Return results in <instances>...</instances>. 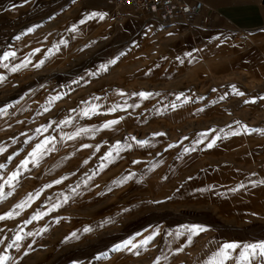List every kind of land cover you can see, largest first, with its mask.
<instances>
[{"label":"rangeland","instance_id":"1","mask_svg":"<svg viewBox=\"0 0 264 264\" xmlns=\"http://www.w3.org/2000/svg\"><path fill=\"white\" fill-rule=\"evenodd\" d=\"M113 9L111 0H0V56L15 52L0 61V216L14 213L0 220V255L9 257L7 264H156L159 247L140 244L153 232L135 231L156 216L122 210L102 219L96 211L100 203L90 200L97 188L90 177L98 153L92 130L102 124L95 118L101 115L97 97L121 82L139 86L151 79V67L161 81L167 63L174 77L192 75L200 109L208 106L233 122L242 120L236 131L245 134L251 152L264 142V44L256 47V34L200 16L189 24L157 26L151 14L130 8L124 9V20H116ZM91 12L106 15L81 24ZM119 22L129 24L124 36ZM14 65L23 66L13 72ZM92 105L99 107L85 116ZM78 129L88 131L69 139ZM46 137L55 139L33 158V148ZM14 172L16 179L8 183ZM29 194L27 205L17 208ZM129 239L137 248L113 251Z\"/></svg>","mask_w":264,"mask_h":264},{"label":"crops","instance_id":"2","mask_svg":"<svg viewBox=\"0 0 264 264\" xmlns=\"http://www.w3.org/2000/svg\"><path fill=\"white\" fill-rule=\"evenodd\" d=\"M199 1L210 22L219 19L231 31L254 33L256 47L264 44V0ZM126 27L128 23H118L123 36ZM156 31L157 43L161 32ZM156 70L149 68L151 79L139 86L121 82L97 97L101 115L95 118L102 124L95 130L98 153L90 177L95 176L97 188L90 200L100 203L98 216L106 219L122 210L156 216L135 230L153 232L150 241L159 247L155 262L160 257L159 262L209 264L225 243L264 240V142L251 152L245 134L236 131L242 120L233 122L208 106L200 109L195 77H174L167 63L161 81ZM108 120L118 123L103 128ZM138 140L148 143L141 146ZM117 142L119 149L113 151ZM109 152L112 156L106 158ZM193 224L206 230L189 243L183 226ZM214 242L220 245L209 250ZM238 253L226 264H237ZM254 264L261 262L257 258Z\"/></svg>","mask_w":264,"mask_h":264},{"label":"snow or ice","instance_id":"3","mask_svg":"<svg viewBox=\"0 0 264 264\" xmlns=\"http://www.w3.org/2000/svg\"><path fill=\"white\" fill-rule=\"evenodd\" d=\"M105 15H106V13H103V12H91V13H88L84 19H81L80 23L83 24V23H85L86 20L91 19L93 17H98L99 19L102 20V19H104ZM75 27L76 26L73 25V29H75ZM33 30H34L33 28L28 29L29 32H32ZM36 51H38V49ZM14 56H15L14 51H6L3 53L2 56H0V61H6L10 57H14ZM108 63L114 64V63H116V60H110ZM3 66L5 68L8 67L7 64H4ZM21 66H23V65H14V66H12L11 71L15 72ZM101 68L106 70L107 65H101ZM3 79H4V77L2 75H0V81H2ZM237 94L243 95V93H239V92ZM139 95L142 97H148L150 95V93L140 92ZM181 95H183V94L181 93ZM56 99H59V97L57 96ZM172 107H175V105H172ZM97 108H98L97 105H92L90 108L84 109L83 114L85 116H87V115H89L90 112H95L97 110ZM115 110H116L115 108L109 109V111H115ZM116 123H118L117 120H108L102 125V127L103 128H109ZM39 131L40 130L37 129V132H39ZM87 131H88L87 129H78L75 133L70 135L68 138L72 139L75 136L80 135L81 132H87ZM92 131H95V129H93ZM54 139H55V137H46L42 143L37 144L33 148L30 155L33 158H36L38 156L43 155L45 152L48 151L47 145L49 144L50 140H54ZM132 139H136V138L133 137ZM137 143L139 145L143 146V145L147 144L148 141L138 140ZM214 143H215V141L210 142L208 144V147H212ZM83 146L89 147V145H83ZM129 147H130V145H129ZM169 147H171V145ZM118 149H119V142H117V145L113 149V151H117ZM3 151H4V148L0 147V152H3ZM185 151H188V149H185ZM111 156H112V152H109L106 154V158H111ZM27 163H28V160L22 161V164L25 167L27 166ZM0 167H3V165H0ZM17 175H18V173L14 172L12 174V176L10 177L8 183H12V181L16 179ZM124 179L126 180V179H128V177H125ZM121 182H123V181H121ZM55 183H60V181L57 180V181H55ZM253 183L255 184L256 182L254 181ZM260 183H264V181H261ZM240 187H244V185L241 184ZM235 190L236 189H233V191H235ZM2 197H3V191L0 190V198H2ZM31 199H32V195L29 194L27 200L17 204L16 207L17 208L25 207L27 205L28 200H31ZM65 200H67V197H65ZM56 206H58V205H53V207H56ZM13 214L14 213H12V212L6 213L4 216H0V220L4 219L5 216H7L8 218H11L13 216ZM39 217H40V214L37 213L35 216H33V219H38ZM183 227L187 231V240L189 243L192 241V238L194 235H198L200 232H203L206 230L202 225H197V224L186 225ZM84 231L88 232V231H91V229L85 228ZM30 234L31 233H29V235ZM72 235L75 236V233H73ZM137 235H139V234H137ZM177 235L182 236V235H184V233L177 232ZM16 239L20 240V239H22V237L17 235ZM151 239H152V235H149V236L145 237L144 239H142L140 241V244L141 245H147ZM135 248H137L136 243H134V241L132 239H129V240L123 241L122 244L114 245L113 251H120L122 249H127V250L131 251L132 249H135ZM238 249H239V253H238L237 264H254V260L257 258L260 260L261 264H264V240L258 241L256 243H246V244H243V246H241L240 244H237L235 242L225 243L220 247L219 251L214 254L213 259H212V261L209 262V264H226V262L228 260L233 259L232 253L236 252V250H238ZM180 250L181 249H177V251H180ZM137 254H138V252H137ZM101 256H107V253H101ZM160 259H161L160 257L157 258L156 264H159ZM8 260H9V257L6 254L0 255V264H7Z\"/></svg>","mask_w":264,"mask_h":264},{"label":"built area","instance_id":"4","mask_svg":"<svg viewBox=\"0 0 264 264\" xmlns=\"http://www.w3.org/2000/svg\"><path fill=\"white\" fill-rule=\"evenodd\" d=\"M111 3L114 6L113 14L116 20H124L125 8L151 14L150 18L163 27L189 24L199 16L204 22L210 19L203 14L204 3L199 0H111Z\"/></svg>","mask_w":264,"mask_h":264}]
</instances>
